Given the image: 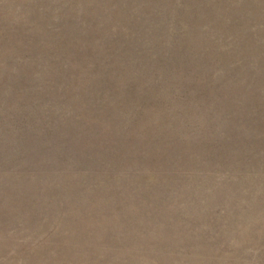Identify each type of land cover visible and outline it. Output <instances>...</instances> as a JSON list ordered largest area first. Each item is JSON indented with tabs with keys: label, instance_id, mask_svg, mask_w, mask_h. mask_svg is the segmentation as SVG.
<instances>
[{
	"label": "rangeland",
	"instance_id": "1",
	"mask_svg": "<svg viewBox=\"0 0 264 264\" xmlns=\"http://www.w3.org/2000/svg\"><path fill=\"white\" fill-rule=\"evenodd\" d=\"M0 264H264V0H0Z\"/></svg>",
	"mask_w": 264,
	"mask_h": 264
}]
</instances>
